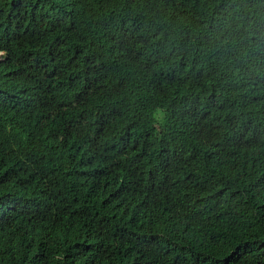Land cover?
Masks as SVG:
<instances>
[{"label": "trees", "instance_id": "obj_1", "mask_svg": "<svg viewBox=\"0 0 264 264\" xmlns=\"http://www.w3.org/2000/svg\"><path fill=\"white\" fill-rule=\"evenodd\" d=\"M0 264H264V0H0Z\"/></svg>", "mask_w": 264, "mask_h": 264}, {"label": "clouds", "instance_id": "obj_2", "mask_svg": "<svg viewBox=\"0 0 264 264\" xmlns=\"http://www.w3.org/2000/svg\"><path fill=\"white\" fill-rule=\"evenodd\" d=\"M152 119L154 123L163 124L166 119L165 110L160 107L155 108L152 112Z\"/></svg>", "mask_w": 264, "mask_h": 264}]
</instances>
